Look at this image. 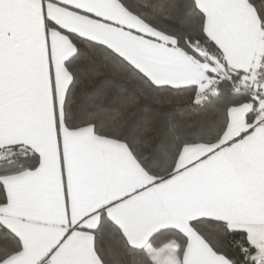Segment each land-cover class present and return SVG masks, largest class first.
Returning <instances> with one entry per match:
<instances>
[{"label": "snow or ice", "instance_id": "obj_1", "mask_svg": "<svg viewBox=\"0 0 264 264\" xmlns=\"http://www.w3.org/2000/svg\"><path fill=\"white\" fill-rule=\"evenodd\" d=\"M0 264H264V0H0Z\"/></svg>", "mask_w": 264, "mask_h": 264}]
</instances>
